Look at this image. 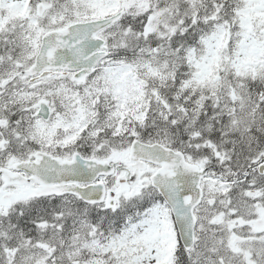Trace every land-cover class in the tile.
I'll use <instances>...</instances> for the list:
<instances>
[{
	"label": "snow or ice",
	"instance_id": "snow-or-ice-1",
	"mask_svg": "<svg viewBox=\"0 0 264 264\" xmlns=\"http://www.w3.org/2000/svg\"><path fill=\"white\" fill-rule=\"evenodd\" d=\"M0 264H264V0H0Z\"/></svg>",
	"mask_w": 264,
	"mask_h": 264
}]
</instances>
